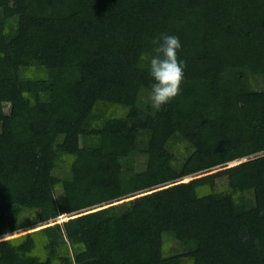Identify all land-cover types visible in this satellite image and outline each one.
<instances>
[{"label":"trees","instance_id":"trees-1","mask_svg":"<svg viewBox=\"0 0 264 264\" xmlns=\"http://www.w3.org/2000/svg\"><path fill=\"white\" fill-rule=\"evenodd\" d=\"M260 77L264 0H0V264H264Z\"/></svg>","mask_w":264,"mask_h":264},{"label":"clouds","instance_id":"clouds-1","mask_svg":"<svg viewBox=\"0 0 264 264\" xmlns=\"http://www.w3.org/2000/svg\"><path fill=\"white\" fill-rule=\"evenodd\" d=\"M155 47L151 56L144 57L153 83L148 100L153 111H159L181 92L185 62L178 59L181 42L175 35L161 33L153 41Z\"/></svg>","mask_w":264,"mask_h":264},{"label":"rangeland","instance_id":"rangeland-1","mask_svg":"<svg viewBox=\"0 0 264 264\" xmlns=\"http://www.w3.org/2000/svg\"><path fill=\"white\" fill-rule=\"evenodd\" d=\"M253 83H254V87L256 89H263L264 88V80L261 77L257 78V79H253ZM9 108H10V104L9 103H4L3 110H4L5 113L9 112ZM67 217H68L67 215H64L63 218H67Z\"/></svg>","mask_w":264,"mask_h":264},{"label":"bare ground","instance_id":"bare-ground-1","mask_svg":"<svg viewBox=\"0 0 264 264\" xmlns=\"http://www.w3.org/2000/svg\"><path fill=\"white\" fill-rule=\"evenodd\" d=\"M64 216H59L58 218H57V221H63V220H65L66 218H63Z\"/></svg>","mask_w":264,"mask_h":264},{"label":"snow or ice","instance_id":"snow-or-ice-1","mask_svg":"<svg viewBox=\"0 0 264 264\" xmlns=\"http://www.w3.org/2000/svg\"><path fill=\"white\" fill-rule=\"evenodd\" d=\"M0 214H2V210H0Z\"/></svg>","mask_w":264,"mask_h":264},{"label":"built area","instance_id":"built-area-1","mask_svg":"<svg viewBox=\"0 0 264 264\" xmlns=\"http://www.w3.org/2000/svg\"><path fill=\"white\" fill-rule=\"evenodd\" d=\"M70 218V217H69Z\"/></svg>","mask_w":264,"mask_h":264},{"label":"water","instance_id":"water-1","mask_svg":"<svg viewBox=\"0 0 264 264\" xmlns=\"http://www.w3.org/2000/svg\"><path fill=\"white\" fill-rule=\"evenodd\" d=\"M245 161V160H244Z\"/></svg>","mask_w":264,"mask_h":264}]
</instances>
